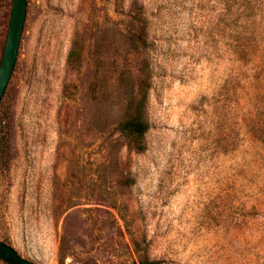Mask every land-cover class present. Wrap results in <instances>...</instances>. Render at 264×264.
<instances>
[{"label":"rangeland","instance_id":"rangeland-1","mask_svg":"<svg viewBox=\"0 0 264 264\" xmlns=\"http://www.w3.org/2000/svg\"><path fill=\"white\" fill-rule=\"evenodd\" d=\"M141 95L143 150L119 126ZM0 239L39 264H264V0H28Z\"/></svg>","mask_w":264,"mask_h":264},{"label":"water","instance_id":"water-1","mask_svg":"<svg viewBox=\"0 0 264 264\" xmlns=\"http://www.w3.org/2000/svg\"><path fill=\"white\" fill-rule=\"evenodd\" d=\"M28 0H13L9 29L0 63V104L14 72L27 18ZM0 258L8 264H39L23 257L9 243L0 239Z\"/></svg>","mask_w":264,"mask_h":264},{"label":"trees","instance_id":"trees-1","mask_svg":"<svg viewBox=\"0 0 264 264\" xmlns=\"http://www.w3.org/2000/svg\"><path fill=\"white\" fill-rule=\"evenodd\" d=\"M145 99L146 96L141 95L139 98L132 97L131 104L128 106V115L123 119L119 126L120 130L127 136L134 144L136 149L143 150V139L150 128V123L145 117ZM158 261H141L140 264H158ZM8 264V263H7ZM134 264H137L134 262Z\"/></svg>","mask_w":264,"mask_h":264}]
</instances>
